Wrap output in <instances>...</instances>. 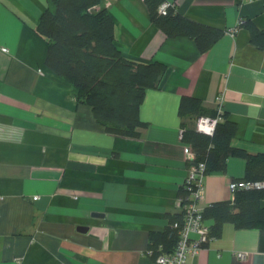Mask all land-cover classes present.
Wrapping results in <instances>:
<instances>
[{"label":"crops","instance_id":"crops-1","mask_svg":"<svg viewBox=\"0 0 264 264\" xmlns=\"http://www.w3.org/2000/svg\"><path fill=\"white\" fill-rule=\"evenodd\" d=\"M49 1L0 0V264H156L150 234L182 210L189 174L181 98L217 109L222 97L237 125L233 146L264 154V52L238 27L250 19L264 30V0H177L183 16L227 31L206 54L167 38L144 0H106L122 54L167 66L145 95L136 139L107 134L47 67L35 30ZM246 166L231 158L225 173L208 175L199 208L232 200L229 185ZM187 264H264V230L226 225Z\"/></svg>","mask_w":264,"mask_h":264},{"label":"trees","instance_id":"trees-1","mask_svg":"<svg viewBox=\"0 0 264 264\" xmlns=\"http://www.w3.org/2000/svg\"><path fill=\"white\" fill-rule=\"evenodd\" d=\"M167 0H144L151 21L167 38H188L201 54H206L227 32L192 21L178 9L177 0L162 9ZM106 0H50L36 28L48 45L47 67L66 80L77 105L93 111L96 122L113 136L136 139L145 123L140 108L149 90H159L167 66L160 61L137 62L125 57L117 45L115 24ZM250 34V43L264 52V30L250 19L238 25ZM182 139L191 147L193 159L187 169L203 164L205 175L225 173L231 158L247 163L241 182H264V154H250L233 146L237 125L219 108L210 109L192 96H183L179 107ZM200 117L217 120L212 136L196 129ZM240 182V181H235ZM195 185L186 183L179 190L182 210L169 216L162 232L150 234L149 255L175 252L192 204ZM202 219L209 232L208 245L223 237L226 225L236 230H264V189H238L230 201H221L202 209Z\"/></svg>","mask_w":264,"mask_h":264},{"label":"built area","instance_id":"built-area-1","mask_svg":"<svg viewBox=\"0 0 264 264\" xmlns=\"http://www.w3.org/2000/svg\"><path fill=\"white\" fill-rule=\"evenodd\" d=\"M175 0H168V3H174ZM168 3L163 4L162 9L166 8ZM5 53L8 50L3 49ZM222 97L219 98V111L223 112ZM217 125V120L210 117H200L196 122V129L198 132L212 136L214 134ZM185 154L187 160L193 159L194 154L190 146L185 147ZM205 166L203 164L192 166L188 169V177L186 184L188 186L195 185V192L192 195V204L188 206L187 218L183 230L181 232V239L174 253L160 255L156 259V264H187L190 256L197 255L204 247L203 243L208 240L207 234L209 232L207 226H205L201 211L199 208L200 202L204 199L205 195V179L204 173ZM229 189L234 196L235 191L238 189H264V182L247 183V182H231ZM193 235L197 236L196 238ZM239 259L245 260L247 258L246 253H239Z\"/></svg>","mask_w":264,"mask_h":264},{"label":"bare ground","instance_id":"bare-ground-1","mask_svg":"<svg viewBox=\"0 0 264 264\" xmlns=\"http://www.w3.org/2000/svg\"><path fill=\"white\" fill-rule=\"evenodd\" d=\"M165 3H168V0H167ZM169 4H172V3H168V5H169Z\"/></svg>","mask_w":264,"mask_h":264},{"label":"water","instance_id":"water-1","mask_svg":"<svg viewBox=\"0 0 264 264\" xmlns=\"http://www.w3.org/2000/svg\"><path fill=\"white\" fill-rule=\"evenodd\" d=\"M85 230V229H84Z\"/></svg>","mask_w":264,"mask_h":264}]
</instances>
